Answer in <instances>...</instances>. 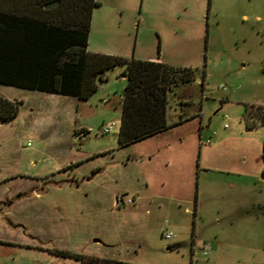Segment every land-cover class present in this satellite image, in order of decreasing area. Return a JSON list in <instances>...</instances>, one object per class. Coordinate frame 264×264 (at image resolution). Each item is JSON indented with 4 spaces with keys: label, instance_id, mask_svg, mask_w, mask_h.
I'll return each mask as SVG.
<instances>
[{
    "label": "rangeland",
    "instance_id": "rangeland-1",
    "mask_svg": "<svg viewBox=\"0 0 264 264\" xmlns=\"http://www.w3.org/2000/svg\"><path fill=\"white\" fill-rule=\"evenodd\" d=\"M98 1L90 48L111 15L127 54L197 77L168 94L167 129L125 146L123 65L87 99L0 84L18 102L0 123V264H264V117L244 116L264 110V0Z\"/></svg>",
    "mask_w": 264,
    "mask_h": 264
},
{
    "label": "trees",
    "instance_id": "trees-1",
    "mask_svg": "<svg viewBox=\"0 0 264 264\" xmlns=\"http://www.w3.org/2000/svg\"><path fill=\"white\" fill-rule=\"evenodd\" d=\"M96 5V0H0V84L87 99L106 70L123 65L126 83L117 142L125 146L167 129L168 94L197 76L187 66L175 68L161 61L88 51ZM17 103L0 94V122L15 118ZM244 116L263 122L264 110L260 106L246 108ZM56 252L71 255L80 264H127Z\"/></svg>",
    "mask_w": 264,
    "mask_h": 264
},
{
    "label": "crops",
    "instance_id": "crops-1",
    "mask_svg": "<svg viewBox=\"0 0 264 264\" xmlns=\"http://www.w3.org/2000/svg\"><path fill=\"white\" fill-rule=\"evenodd\" d=\"M96 1L99 2L98 0H96ZM97 7H98V4L92 10L91 24H90V29L88 32V43H87V50L88 51L109 53V54L124 56V57H128V58L133 57V58H138V59H150V60H154V61L164 62L161 59V57L159 56V53H157V56H155V57L149 56L146 58H140V56H138L136 54V52H134L133 54L132 53L127 54V52H126L127 50H126V48L123 47L122 41L120 40V37H119V34L117 32H115V30H113V29L110 30V28H109L110 25H114L113 17L111 15H107L105 17L104 23L101 24L100 36H99L98 40L96 41V43L94 44V46L92 48H90V44H91V40H92L90 32H91V28L93 25V13H94L95 8H97ZM112 8H114V7H112ZM3 96L6 97L7 99L15 100V99L8 97L6 95H3ZM0 123H3V122H0ZM261 170H262V168H260L256 172L255 175H261ZM261 179H262V181H264V177L261 176ZM94 241H97V240L95 239Z\"/></svg>",
    "mask_w": 264,
    "mask_h": 264
},
{
    "label": "built area",
    "instance_id": "built-area-1",
    "mask_svg": "<svg viewBox=\"0 0 264 264\" xmlns=\"http://www.w3.org/2000/svg\"><path fill=\"white\" fill-rule=\"evenodd\" d=\"M197 81H198V80H197ZM199 82H200V81H199ZM112 125H113V124L109 125L108 127H105V128L103 129V131H104V132H109V131H111V130H112ZM205 143H206V144H207V143H210V141H209V140H206ZM209 249H210V243H209V242H205V243L203 244V246H202V249H201V253H202V255H204V256L207 255Z\"/></svg>",
    "mask_w": 264,
    "mask_h": 264
}]
</instances>
